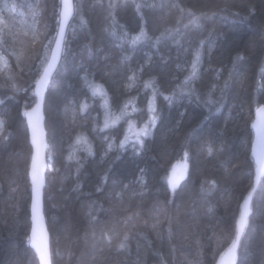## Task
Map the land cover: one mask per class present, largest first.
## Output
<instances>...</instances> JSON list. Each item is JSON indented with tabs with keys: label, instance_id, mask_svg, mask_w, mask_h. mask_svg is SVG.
<instances>
[{
	"label": "trees",
	"instance_id": "16d2710c",
	"mask_svg": "<svg viewBox=\"0 0 264 264\" xmlns=\"http://www.w3.org/2000/svg\"><path fill=\"white\" fill-rule=\"evenodd\" d=\"M52 3L0 0V120L8 137L0 136V264H38L28 242L31 147L23 113L34 104V66L49 57L45 45L55 36ZM5 5L34 23L35 41ZM74 5L44 104L52 264H216L253 184L251 101L264 103V0ZM141 29L146 36L131 44ZM197 52L187 87L203 101L215 85L208 106L180 95ZM88 84L102 85L103 94L93 96ZM150 107L159 118L136 154ZM77 136L87 138L91 155L74 145ZM182 161L187 171L173 192L168 180ZM246 220L236 264H264V176Z\"/></svg>",
	"mask_w": 264,
	"mask_h": 264
},
{
	"label": "snow or ice",
	"instance_id": "6c2138e0",
	"mask_svg": "<svg viewBox=\"0 0 264 264\" xmlns=\"http://www.w3.org/2000/svg\"><path fill=\"white\" fill-rule=\"evenodd\" d=\"M5 9L9 12H15V6L9 7L8 5L4 6ZM53 9V18L56 20L55 36L53 39L48 40V44L45 45L47 50L51 51L50 58L45 57L40 60V63L34 66L35 70V80L34 86L36 89L35 99L32 101L35 104V107L31 111H24L23 115L27 118V128L31 136V145H32V155H31V164L30 170L27 173L28 178L30 179L31 184V246L35 248L37 254L39 255L40 264H51L48 245H47V233L45 232L43 221L44 217L41 214V197L42 189L44 187V130H43V116L40 114L41 106L45 101L44 90L47 88L50 79L53 76L57 65L61 61V55L63 52V46L65 44V29L66 25L69 22V19L73 17L75 12V5L73 0H53L52 3ZM35 21V15L33 17ZM33 40L37 39V36L40 35L39 31L32 27ZM27 34V33H25ZM142 36H146L143 29H141L140 36H134L131 40V44H135ZM47 38V37H46ZM3 41H0L2 44ZM54 43V50L50 49V45ZM39 59V57H38ZM199 54L196 53L195 59L192 61V71L188 77L185 78L183 85L180 87V95L187 96L189 99L195 97L197 103H203L205 106L215 103L211 100V91L214 90L215 85L211 87L208 93V99L201 100L199 92L196 88H188L187 86L193 81L197 76V63L199 62ZM237 59H242V57H237ZM29 71H33V68L30 67ZM225 86H227V81H225ZM15 87V85H13ZM31 87V86H30ZM149 87V85H145ZM88 88L91 90L93 96H96L98 93H102V85L100 84H88ZM187 89V90H185ZM175 95V92L173 93ZM166 101L172 99L171 96H165ZM105 102V106H106ZM251 104H255V120L251 122V128L254 130L255 139L252 143L251 154L255 158L256 163V178L259 179L261 176H264V103H258L255 98L252 99ZM84 110L82 106L81 111ZM153 115L150 119L144 124L142 128L136 133V139L133 142V151L136 154H139L146 145L147 138L151 134V131L156 126V121L159 118L156 115V109H149ZM211 111V108H208ZM251 114V113H250ZM250 118V115H249ZM105 127H108V119H105ZM4 130V121L0 120V136L4 141L7 140V136H3ZM127 136L125 139L120 142V148L125 147L127 141ZM83 144L88 148L89 155H91V148L88 145L86 137L77 136L74 145ZM138 146V147H137ZM108 151H112V146H108ZM211 154V150H209ZM185 158H187V152L185 153ZM177 168H181V171L177 173ZM187 171V165H174L172 169V177L168 180L169 188L175 192L177 186L180 183V180L184 178V173ZM75 190V189H74ZM251 196V193L249 194ZM249 200L245 199L244 206L247 209ZM211 211V209H209ZM247 212L243 211L240 214V218L236 223L235 229V238L231 241V246L228 248L227 252L220 256L219 264H233L236 255L237 249L241 242V234L244 225L247 223L246 220ZM128 237L125 236L118 244L119 248H125L127 246L126 242ZM225 257L229 259L226 260Z\"/></svg>",
	"mask_w": 264,
	"mask_h": 264
},
{
	"label": "water",
	"instance_id": "95a60500",
	"mask_svg": "<svg viewBox=\"0 0 264 264\" xmlns=\"http://www.w3.org/2000/svg\"><path fill=\"white\" fill-rule=\"evenodd\" d=\"M73 3H74V0H73ZM73 17H74V15H73ZM73 17H71V18L69 19V22H68V24L66 25V29H65V38H66L67 31H68V27H69V25H70V23H71ZM54 48H55V45H54V43H53V45H52V47H51V50H54ZM62 54H63V52H62ZM50 56H51V51H50V54H49V57H48V58H50ZM61 58H62V55H61ZM59 64H60V63H59ZM59 64L57 65V68L55 69V71H54V73H53V76H52V78L50 79L47 88H45V90H44V95H45V97H46V94H47L48 88H49V86H50V84H51V81H52V79H53V77H54V75H55V73H56V71H57V69H58V67H59ZM35 92H36V89H35V86L33 85V96H34V98H35ZM44 104H45V101H44L43 105L41 106V110H40V114H41V115L43 116V118H44L42 123H43L44 142H45V149H44V169H43L44 187H43V189H42V197H41V214H42V216L44 217L43 225H44L45 232L47 233V237H48V239H47V245H48V252H49V257H50V261H51L50 236H49V232H48V228H47V224H46V219H45V216H44V203H43V195H44V189H45V185H46V171H47V167H48V164H47V132H46V128H45ZM33 107H35V104H33V106H32L29 110H27V111H31ZM255 118H256V117H255V112H254V119H253V120H255ZM24 121H25V126H26V130H27V134H28L29 144H30V147H31V155H32L33 149H32V145H31V136H30V132L28 131V128H27V118H26L25 116H24ZM251 129H252V128H251ZM252 133H253V140H252V143H253V141H254V139H255V133H254V130H253V129H252ZM252 143H251V148H252ZM251 158H252V161H253L254 166H255V169H254V178H253V184H252V189H251L250 192H249V194L251 193V196H249V194H248L247 197H246V199L249 200V204H248V206H247V209H245L244 203H243L242 208H241V212L246 211V212H247V215H248V213H249V211H250V208H251V202H252L253 195L255 194V192H256V190H257V188H258V186H259V183H260V181H261V178H262V176H261L259 179L256 178V163H255V158L252 157V154H251ZM30 164H31V159H30ZM30 164H29V170H30ZM29 170H28V171H29ZM28 179H29V178H28ZM29 185H30V188H31L30 179H29ZM241 212H240V214H241ZM29 215H30V218H29V219H30V230H29V236H28L29 248L32 250V252H33L34 255L36 256V259H37L38 264H40L39 255L37 254L35 248H33V247L31 246V242H30V241H31V227H32V225H31V195H30ZM239 218H240V215H239ZM239 218H238V220H239ZM246 218H247V216H246ZM238 220H237V221H238ZM236 223H237V222H236ZM245 228H246V224H245L244 227H243L242 234H241V239H242V237H243V234H244ZM238 248H239V246H238ZM227 250H228V249H227ZM227 250H226L225 252H227ZM225 252H224V253H225ZM237 253H238V249H237ZM225 259L228 260L229 258H228V257H225ZM236 259H237V255H236V258H235L233 264H236ZM219 262H220V259L218 260V262H217L216 264H219ZM51 264H52V262H51Z\"/></svg>",
	"mask_w": 264,
	"mask_h": 264
},
{
	"label": "rangeland",
	"instance_id": "374dc122",
	"mask_svg": "<svg viewBox=\"0 0 264 264\" xmlns=\"http://www.w3.org/2000/svg\"><path fill=\"white\" fill-rule=\"evenodd\" d=\"M15 14L18 19L19 28L22 29L25 33L31 34L34 23L29 20L26 21V17L21 12L15 11ZM179 165L184 166L187 164L184 161H182ZM180 171H181V168H177V173H179Z\"/></svg>",
	"mask_w": 264,
	"mask_h": 264
}]
</instances>
